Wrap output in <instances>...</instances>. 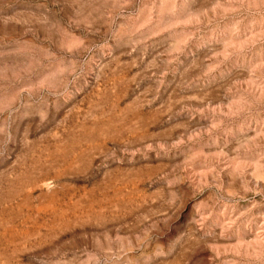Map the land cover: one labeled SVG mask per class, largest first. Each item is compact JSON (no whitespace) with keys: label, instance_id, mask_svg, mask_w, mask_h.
<instances>
[{"label":"rangeland","instance_id":"rangeland-1","mask_svg":"<svg viewBox=\"0 0 264 264\" xmlns=\"http://www.w3.org/2000/svg\"><path fill=\"white\" fill-rule=\"evenodd\" d=\"M0 264H264V0H0Z\"/></svg>","mask_w":264,"mask_h":264}]
</instances>
